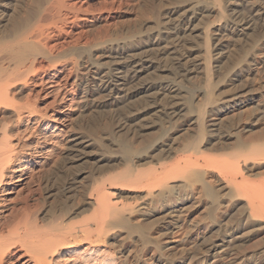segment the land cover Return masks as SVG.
<instances>
[{
  "label": "bare ground",
  "instance_id": "obj_1",
  "mask_svg": "<svg viewBox=\"0 0 264 264\" xmlns=\"http://www.w3.org/2000/svg\"><path fill=\"white\" fill-rule=\"evenodd\" d=\"M255 114L264 0H0V264H264Z\"/></svg>",
  "mask_w": 264,
  "mask_h": 264
},
{
  "label": "rangeland",
  "instance_id": "obj_2",
  "mask_svg": "<svg viewBox=\"0 0 264 264\" xmlns=\"http://www.w3.org/2000/svg\"><path fill=\"white\" fill-rule=\"evenodd\" d=\"M118 24V26L117 27H121V24L120 23H117ZM98 26V27H97ZM101 25H99V24H97L95 27H94V33L96 34V33H99L98 35L96 34H94L93 32L92 33H90L89 32V34L87 33V36L86 35H84L85 36V38H84V41L85 40H89V41H94V39H95V41L96 42H99V41H101V39H104V35H103V31H102V29H101V27H100ZM99 30V31H98ZM100 31H102L101 32V34H100ZM88 35H90L91 36V38H90V36L88 37ZM93 35H95V37H97L98 36V40L95 38V37H93ZM102 35V37L99 39V37ZM87 37V38H86ZM92 39V40H91ZM46 63L44 64V70H46V71H48L49 69H47V67H46ZM48 66V65H47ZM46 68V69H45ZM43 105H41V107H42ZM60 108V109H59ZM55 110H56V112H61V111H63L64 110V105H58L56 108H55ZM247 114V113H246ZM255 116H257L256 114H255ZM263 116V117H262ZM258 117H260V127H263L264 126V114L263 115H261V116H257V118ZM263 123V124H262ZM262 125V126H261ZM21 126H23L22 127V129L24 128V126H25V124H22ZM26 131H24L23 132V134H22V140L23 141H27L28 139L26 138L27 136H28V134L27 133H25ZM28 132V131H27ZM26 135V137H23V136H25ZM25 139V140H24ZM262 176V177H261ZM261 176H256V177H258V178H256V177H254L255 179H256V181L255 182H260V181H262V179L264 180V174L263 175H261ZM260 177V178H259ZM262 178V179H261ZM255 179H253V180H255ZM198 208V209H197ZM191 210H193V209H191ZM203 210V208H200V207H196L193 211H192V215L190 216V219L189 220H191L192 222H198V220L199 221H201L200 219H202L203 220V217L205 216V210L204 211H202ZM204 212V213H203ZM203 213V214H202ZM259 239V237H256V238H254V240L256 241V240H258Z\"/></svg>",
  "mask_w": 264,
  "mask_h": 264
}]
</instances>
